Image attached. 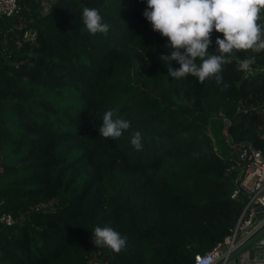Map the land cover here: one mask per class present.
I'll return each instance as SVG.
<instances>
[{"label": "trees", "instance_id": "16d2710c", "mask_svg": "<svg viewBox=\"0 0 264 264\" xmlns=\"http://www.w3.org/2000/svg\"><path fill=\"white\" fill-rule=\"evenodd\" d=\"M39 5L19 0L0 16V217H13L0 219V264H191L245 204L243 191L231 196L241 171L226 138L264 152V51L229 55L222 91L168 76V38L143 15L147 0ZM85 7L111 25L107 36L84 27ZM113 108L131 122L118 140L99 133ZM96 226L125 235L126 248L96 247Z\"/></svg>", "mask_w": 264, "mask_h": 264}, {"label": "clouds", "instance_id": "9594fccd", "mask_svg": "<svg viewBox=\"0 0 264 264\" xmlns=\"http://www.w3.org/2000/svg\"><path fill=\"white\" fill-rule=\"evenodd\" d=\"M262 10L264 0H147L143 15L154 31L168 38L164 46L169 52L159 57L168 69V76L179 80L191 75L201 83L211 78L223 91L230 88L222 75V65L229 55L239 50L264 51V25L258 22ZM82 22L92 35L107 36L111 28L94 7L83 8ZM213 29L223 34V38H216L215 48L211 47ZM210 48L214 51L209 52ZM255 59V56L243 59L238 70H249ZM172 61H177L180 67L174 69ZM102 120L99 133L106 139L118 140L131 128V122L114 108L105 111ZM130 143L136 150H142V132L132 130ZM92 240L96 247H107L116 253L127 245V237L111 226H96Z\"/></svg>", "mask_w": 264, "mask_h": 264}, {"label": "built area", "instance_id": "2783aa9c", "mask_svg": "<svg viewBox=\"0 0 264 264\" xmlns=\"http://www.w3.org/2000/svg\"><path fill=\"white\" fill-rule=\"evenodd\" d=\"M38 1L40 3V10L46 12L49 10L53 0ZM18 10L19 0H0V16H9L15 14ZM25 35L30 41H35L36 33L34 31L28 32ZM223 123L227 126L229 121L224 118ZM226 141L230 148L237 150V164L241 171L240 176L235 178L236 186L231 196L234 197L240 191H243L245 193V204L237 221L230 227L229 233L221 241L216 242L210 249L204 252H196L191 264H213L226 250L233 247L237 242L244 240L264 225V152L262 149L256 148L251 144L235 142L228 137ZM258 206L263 211L260 218L257 217ZM0 219L6 223L13 222V217L9 213L1 215Z\"/></svg>", "mask_w": 264, "mask_h": 264}, {"label": "water", "instance_id": "95a60500", "mask_svg": "<svg viewBox=\"0 0 264 264\" xmlns=\"http://www.w3.org/2000/svg\"><path fill=\"white\" fill-rule=\"evenodd\" d=\"M257 217L263 211L258 206ZM213 264H264V225L242 241L237 242Z\"/></svg>", "mask_w": 264, "mask_h": 264}, {"label": "rangeland", "instance_id": "374dc122", "mask_svg": "<svg viewBox=\"0 0 264 264\" xmlns=\"http://www.w3.org/2000/svg\"><path fill=\"white\" fill-rule=\"evenodd\" d=\"M229 153H231V150L229 151Z\"/></svg>", "mask_w": 264, "mask_h": 264}]
</instances>
